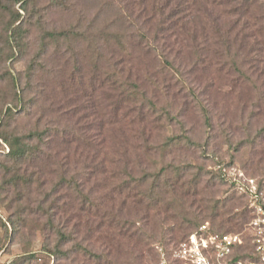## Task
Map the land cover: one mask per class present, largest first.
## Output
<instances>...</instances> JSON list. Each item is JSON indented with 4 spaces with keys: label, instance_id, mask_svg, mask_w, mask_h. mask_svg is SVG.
<instances>
[{
    "label": "rangeland",
    "instance_id": "1",
    "mask_svg": "<svg viewBox=\"0 0 264 264\" xmlns=\"http://www.w3.org/2000/svg\"><path fill=\"white\" fill-rule=\"evenodd\" d=\"M3 130L39 136L17 164L0 139V264H196L190 223L226 200L203 226L246 244L220 222L249 211L233 177L264 201V0H0Z\"/></svg>",
    "mask_w": 264,
    "mask_h": 264
},
{
    "label": "trees",
    "instance_id": "2",
    "mask_svg": "<svg viewBox=\"0 0 264 264\" xmlns=\"http://www.w3.org/2000/svg\"><path fill=\"white\" fill-rule=\"evenodd\" d=\"M16 1L18 3H21L22 9H26V5H28V0H16ZM12 19H13L12 23L9 25L7 30L12 29L16 25V23H18L20 21L21 15L18 12H16V14L13 16ZM19 33H21V32L19 31ZM13 37L15 38L14 40L16 41L17 46L21 49L22 46L19 44L20 37H18L17 35H14ZM51 37L55 38L56 35L52 34ZM136 98H137V93H135V92L128 96V99H130V100L132 99L133 102H135ZM15 113L16 112L10 108L7 110V112L5 113V117H3V123H5V126L8 127L10 125V123L14 120V114ZM35 135L39 136L37 133H29L26 136H19L15 132L8 133L6 130L1 131L0 132V139L9 148V153L7 154V157L11 161H13L17 164L18 162L25 161L27 159L32 158L34 155H37V153H38L37 150L32 148L30 143H29V140L33 139L35 137ZM40 138H42V137H40ZM177 140H178V138H176V137L169 138L167 141V145L172 143V142L175 143ZM188 141L191 142V144L193 143V141L190 139H188ZM5 169L8 170V168H6V167H5ZM165 171L166 170H163V172H165ZM159 175H161V174H159ZM220 176H222V174ZM178 178H182V176H179ZM221 179L223 180V178H221ZM157 181H159V179H156L155 182H157ZM174 181L172 180L170 185L168 184L167 188H164V189L159 188L158 196L160 194H172L173 197L177 196L179 187L176 186V183H174ZM11 183L17 184V180H15L13 177V180L11 181ZM151 188H150V191H151ZM191 191L192 190H190V188H189V189H186V191H184V194L183 193L181 194L182 202L179 204L171 202V201L167 202L165 204V211L169 212V213L173 212L175 215L179 214V215H183V217H187L188 214L185 211L186 207H185V202L183 199L189 193H191ZM258 191H259V193L261 192L260 188L258 189ZM151 193L152 194L149 195L150 199H152V197L154 196L153 193H156V192L153 189L151 191ZM242 195L247 196L246 194H242ZM228 202H230V201L226 200L222 205L219 202H214L210 206H206L204 208H201V211L199 214L200 216H199V218L197 217V221L190 223V226L195 228L192 233L199 230L203 225H205L206 222L204 221V219L205 220L211 219L212 224H214L220 217L223 218L226 215L231 214L232 211L228 210ZM251 219H252V213L249 209L248 213L242 212L241 214H234L233 216H230L226 219H222L220 222V227L224 228L226 225H231L232 228H234V227H238L239 225H241V226L248 225V223L250 222ZM188 222L186 221V223H188ZM3 227L7 230V227L5 224L3 225ZM210 230L212 233H216V234L219 232V231H216L212 228ZM225 234H231V232H225V233H222L221 235H225ZM7 235H8V233H7ZM68 240H69L68 236H65L64 234L60 233V240L58 241V244L55 247V250L52 252L53 255L57 256V258L59 260H62L63 257L68 256V251L66 252V251L62 250V246L64 244H66ZM241 250H246L247 252L245 254H242V255L241 254H235L237 252H240ZM85 251H86V253H88L87 250H85ZM252 251H253V246H252L250 240L247 241L246 244H243L242 246H238V247L234 248L233 253L231 254V256L228 259L229 264H238V263L247 264L246 262H248V263L254 262L255 259L252 256ZM16 264H22V262H17Z\"/></svg>",
    "mask_w": 264,
    "mask_h": 264
},
{
    "label": "built area",
    "instance_id": "3",
    "mask_svg": "<svg viewBox=\"0 0 264 264\" xmlns=\"http://www.w3.org/2000/svg\"><path fill=\"white\" fill-rule=\"evenodd\" d=\"M241 177V175L233 177L230 182L249 197L252 219L247 225V230L253 246L252 256L255 259L249 264H264V201L261 199L254 181L249 180V186H245L239 180ZM208 231V226H203L198 232L190 236V244L194 247L193 251L197 255L195 263L215 264L204 254V251H210L215 254L219 264H229L228 259L234 248L242 246L244 239L238 234L214 235ZM205 233L208 234L207 237H203Z\"/></svg>",
    "mask_w": 264,
    "mask_h": 264
}]
</instances>
